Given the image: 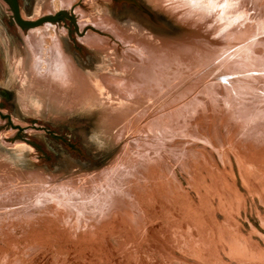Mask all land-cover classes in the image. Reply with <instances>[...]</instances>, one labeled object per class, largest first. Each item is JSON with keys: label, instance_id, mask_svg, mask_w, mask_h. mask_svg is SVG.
I'll return each mask as SVG.
<instances>
[{"label": "rangeland", "instance_id": "obj_1", "mask_svg": "<svg viewBox=\"0 0 264 264\" xmlns=\"http://www.w3.org/2000/svg\"><path fill=\"white\" fill-rule=\"evenodd\" d=\"M21 8L75 21L0 0V264H264V0Z\"/></svg>", "mask_w": 264, "mask_h": 264}, {"label": "water", "instance_id": "obj_2", "mask_svg": "<svg viewBox=\"0 0 264 264\" xmlns=\"http://www.w3.org/2000/svg\"><path fill=\"white\" fill-rule=\"evenodd\" d=\"M9 2L13 6L15 19L17 23L23 28H35L46 22H56L57 20L61 18V15L71 19L72 21H75L74 17H71L68 13L64 11H61L53 16H44L34 21L26 20L21 16V11H20L18 0H9Z\"/></svg>", "mask_w": 264, "mask_h": 264}, {"label": "flooded vegetation", "instance_id": "obj_3", "mask_svg": "<svg viewBox=\"0 0 264 264\" xmlns=\"http://www.w3.org/2000/svg\"><path fill=\"white\" fill-rule=\"evenodd\" d=\"M2 1H4L8 6H9V8L13 11V18H14V20H15V22L17 23V21H16V19H15V14H14V9H13V6H12V4L9 2V0H2ZM18 3H19V7H20V11H21V16L24 18V19H26V20H31V21H34V20H37V19H28V18H25L24 16H23V14H22V8H21V0H18ZM59 12H61V11H59ZM58 12V13H59ZM57 14V13H56ZM56 14H52V15H45V16H53V15H56ZM71 17H74L73 15H70ZM44 17V16H43ZM41 18V17H40ZM64 18H67V17H65V16H62L61 15V18L59 19V20H57L56 22H59V21H61L62 19H64ZM39 19V18H38ZM47 23V22H46ZM18 24V23H17ZM44 24V23H43ZM19 25V24H18ZM23 28V27H22ZM27 29H29V28H27ZM2 106H3V104L2 103H0V114L3 116V117H9V115L8 114H4L3 112H2ZM10 118V117H9Z\"/></svg>", "mask_w": 264, "mask_h": 264}, {"label": "bare ground", "instance_id": "obj_4", "mask_svg": "<svg viewBox=\"0 0 264 264\" xmlns=\"http://www.w3.org/2000/svg\"><path fill=\"white\" fill-rule=\"evenodd\" d=\"M47 37V36H46ZM50 37V36H49ZM44 40V39H43ZM38 43V42H37ZM44 55V54H43ZM48 55V54H47ZM49 58V57H48ZM46 59H44L43 61H45ZM47 62H45V64H46ZM47 64H49V63H47ZM44 66V65H43ZM39 67V66H38ZM45 67V66H44ZM43 68V67H42ZM47 68V67H46ZM45 68V69H46ZM43 71H45V70H43ZM44 74V73H43Z\"/></svg>", "mask_w": 264, "mask_h": 264}]
</instances>
